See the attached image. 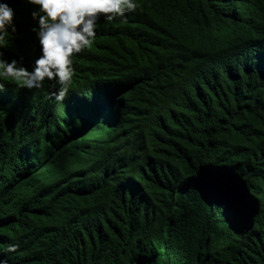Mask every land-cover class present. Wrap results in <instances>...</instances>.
<instances>
[{
    "label": "trees",
    "instance_id": "obj_1",
    "mask_svg": "<svg viewBox=\"0 0 264 264\" xmlns=\"http://www.w3.org/2000/svg\"><path fill=\"white\" fill-rule=\"evenodd\" d=\"M0 2L15 10L17 28L5 58L23 57L31 70L40 55L34 7ZM136 2L123 18L101 16L95 40L72 58L62 103L51 81L31 90L5 82L0 260L7 264H264V0L256 21L237 31L253 51L223 58L212 45L207 60L152 45L156 31L168 42L176 36L175 46L208 40L219 18L211 0ZM133 72L159 79L158 93L141 85L136 93L151 101L149 112L107 131L117 126L111 97ZM107 102V117L88 129ZM240 181L246 191L237 203ZM9 244L19 247L8 252Z\"/></svg>",
    "mask_w": 264,
    "mask_h": 264
},
{
    "label": "clouds",
    "instance_id": "obj_2",
    "mask_svg": "<svg viewBox=\"0 0 264 264\" xmlns=\"http://www.w3.org/2000/svg\"><path fill=\"white\" fill-rule=\"evenodd\" d=\"M23 2L34 7L30 13L34 22L31 31L36 34L40 55L32 62L31 70L23 65V57L19 61L15 58L11 60L5 58L8 37L10 33H16L17 28L14 23L15 10L8 2H0V94L8 90L5 82L31 90L42 88L45 80H48L53 82L52 87L55 91L52 96L57 103L65 100L74 79L75 68L72 58L86 51L95 40L97 22L101 16L105 21L112 22L118 17H125L126 13L136 12L140 7L136 0H23ZM211 4L217 9L219 18L214 17L215 23L208 40L191 42L188 39L181 46H175L178 41L176 36L168 42L156 31L152 47L155 50L162 47L172 48L179 54L183 52L185 58L202 60L208 59V50L212 45L223 58L253 51L244 44L237 31L246 23L256 21L259 11L262 10L260 0H211ZM190 34L192 38L193 34L191 32ZM145 42L149 43L147 40ZM136 61L143 63L139 55ZM176 62L175 59L173 63ZM135 67L139 71L143 70L141 64H136ZM158 80L154 75L133 72L129 82L122 85L116 96L111 97L118 102L113 112L117 126H106L107 131H118L124 123L134 124L138 119L137 111L140 109L144 113L149 112L151 101L138 95L136 91L141 85L149 84L158 93L160 86ZM143 103L146 106H143ZM107 105L108 102L102 108L98 106L90 115L88 129H93L99 119L107 117L108 107L112 106ZM245 191L244 183L237 182L234 192L237 203L244 200L242 196ZM18 247L16 244H9L6 251L15 252ZM0 264H7V261L0 260Z\"/></svg>",
    "mask_w": 264,
    "mask_h": 264
}]
</instances>
